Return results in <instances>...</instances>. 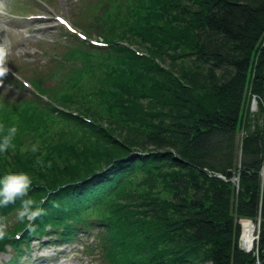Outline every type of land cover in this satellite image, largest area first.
I'll return each mask as SVG.
<instances>
[{"label":"trees","instance_id":"16d2710c","mask_svg":"<svg viewBox=\"0 0 264 264\" xmlns=\"http://www.w3.org/2000/svg\"><path fill=\"white\" fill-rule=\"evenodd\" d=\"M85 13L108 45L78 40L49 84L33 78L48 101L0 89V121L19 129L0 175L29 174L46 210L0 249L9 240L15 264L36 232L96 225L106 264H264V0H93ZM258 219L240 249V221Z\"/></svg>","mask_w":264,"mask_h":264},{"label":"rangeland","instance_id":"374dc122","mask_svg":"<svg viewBox=\"0 0 264 264\" xmlns=\"http://www.w3.org/2000/svg\"><path fill=\"white\" fill-rule=\"evenodd\" d=\"M44 1H46V3L54 9L55 13L67 17L77 29L85 32L91 38L99 39L97 35L92 34L91 31L87 29V23H84V19H86V13H85V9L82 12V10L79 8L81 5V0H44ZM7 3H8L9 11L11 13L22 15V17L34 13L46 14L47 16H51V17L53 16L34 0H7ZM81 16H82L81 20L77 21V18ZM0 19H5V18H0ZM9 19L11 20L14 27L25 28L35 35L32 37H24L17 30H15L13 26L9 27L7 23L2 26L3 31L13 41V50H12V54L8 57L7 66H9L16 73L21 74L26 80H27L26 76L29 75L26 70L28 69L37 70V71L40 70L45 59L47 58L45 55H43L42 50L53 54H56V52L63 53L64 52L63 50H65L68 45L72 44L71 38L67 36L68 33H66L65 29L59 27L53 19H40V20L12 19L11 17ZM7 75L5 78H3L4 80L8 79ZM8 87L11 86L8 85ZM13 91L15 90L13 89ZM103 116L104 117H102V119L105 124L107 123L105 122L107 117L105 115ZM132 126L135 125L130 124L129 127ZM116 128L120 129L118 127ZM240 129H238L236 136L237 143L240 142L241 135L243 134V132ZM124 134L125 133H122L123 136H121L123 137V139L126 138ZM44 155H45L44 153H38L31 159L34 162L39 161L40 163H43ZM57 163H59V160H57ZM39 165L40 164H38V166ZM162 195L167 197L170 196L168 193L167 195L166 194H162ZM15 217H16V211L13 212L8 218H6L8 222V229H12L13 226L17 223ZM88 235L90 236L93 235L96 238L95 242L89 245L90 248H92L91 249L92 255L86 257L82 253L81 255L71 254L70 257H76V259H79V261L82 264H86L84 260L88 261V264H106L104 263V261H102L101 252L97 247V244L99 242V233L97 229H92L90 230V232H86V234L84 235L85 237L81 236L78 238V240L82 238V243H83L84 241H87L90 238ZM31 240H35V239H31ZM31 240H30L29 249L23 252V257L19 260L18 264H31V263L47 264L49 262V258L53 256L55 257L56 253L59 250L68 247V246H62L60 248L46 247V249L41 250L43 246L38 247V245L40 244H35V242ZM8 245L9 244L5 245V250L0 251V264H7L10 260V257L14 253L13 251H10ZM47 245L53 246L52 244H47ZM76 250L78 251L79 249L76 248ZM62 253L64 256L66 255L65 252L62 251ZM205 264H211V263L207 262Z\"/></svg>","mask_w":264,"mask_h":264},{"label":"clouds","instance_id":"9594fccd","mask_svg":"<svg viewBox=\"0 0 264 264\" xmlns=\"http://www.w3.org/2000/svg\"><path fill=\"white\" fill-rule=\"evenodd\" d=\"M11 16L7 0H0V18H10ZM6 23L7 19H0V79L5 78L10 71L7 60L13 50L12 39L3 31L2 26ZM18 131L16 125L8 126L0 121V154H6L10 149H15L14 140ZM38 149V144H33L30 151L36 153ZM48 166L51 167V164L49 163ZM261 172L264 173V167L261 168ZM32 187V178L25 172H6L0 175V209L14 205L19 201L16 221L23 224L25 229L30 232L35 231V222L46 215V210L41 206L45 201L37 202L29 197ZM6 237H8V222L6 217L0 215V241Z\"/></svg>","mask_w":264,"mask_h":264},{"label":"bare ground","instance_id":"6f19581e","mask_svg":"<svg viewBox=\"0 0 264 264\" xmlns=\"http://www.w3.org/2000/svg\"><path fill=\"white\" fill-rule=\"evenodd\" d=\"M255 233V226H252L248 221L241 222L240 244L244 249L252 250L254 247Z\"/></svg>","mask_w":264,"mask_h":264},{"label":"water","instance_id":"95a60500","mask_svg":"<svg viewBox=\"0 0 264 264\" xmlns=\"http://www.w3.org/2000/svg\"><path fill=\"white\" fill-rule=\"evenodd\" d=\"M248 223H250L252 226H254V223L252 221H248ZM241 248H243L242 246H240ZM246 251H248V249H245Z\"/></svg>","mask_w":264,"mask_h":264},{"label":"snow or ice","instance_id":"6c2138e0","mask_svg":"<svg viewBox=\"0 0 264 264\" xmlns=\"http://www.w3.org/2000/svg\"><path fill=\"white\" fill-rule=\"evenodd\" d=\"M62 23H66V22H64V21H61ZM93 43H95V41L93 42Z\"/></svg>","mask_w":264,"mask_h":264}]
</instances>
